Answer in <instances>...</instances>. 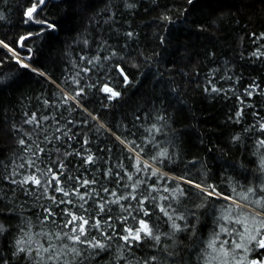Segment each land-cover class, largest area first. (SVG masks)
Returning <instances> with one entry per match:
<instances>
[{
	"label": "trees",
	"instance_id": "1",
	"mask_svg": "<svg viewBox=\"0 0 264 264\" xmlns=\"http://www.w3.org/2000/svg\"><path fill=\"white\" fill-rule=\"evenodd\" d=\"M34 2L0 0V264H213L247 213L264 237V0H45L54 29ZM141 220L159 241L122 239Z\"/></svg>",
	"mask_w": 264,
	"mask_h": 264
},
{
	"label": "snow or ice",
	"instance_id": "2",
	"mask_svg": "<svg viewBox=\"0 0 264 264\" xmlns=\"http://www.w3.org/2000/svg\"><path fill=\"white\" fill-rule=\"evenodd\" d=\"M192 0H189V3H191ZM45 3V0H36V2H34L31 6V8H29L26 12V15L28 17L29 21H35V23L37 24H41L44 25L47 29H54L55 25L48 23L47 20H39V19H35L34 17V13L38 10L40 5H43ZM129 7H131V5H129ZM44 31V28L41 29V32ZM40 32L37 33V35H39ZM129 35H131V33H129ZM28 39V37H21V41ZM0 44L3 45L4 48H8L9 51H13V49L9 48V46L7 44H4L3 41H0ZM23 46V45H21ZM17 63H20L22 67L24 68H28L29 65L28 64H24L22 63V61L17 60ZM121 74H123V70L121 69ZM125 80L127 79V77H124ZM215 90V89H214ZM103 91L107 92V93H111V96H118L119 93L114 92L111 88H108L107 86L104 87ZM32 121H28V123H31ZM21 144L24 143L23 140L20 141ZM261 144H264V141H261ZM88 161L91 162V157L88 158ZM131 179V177H129ZM53 179L56 180L57 183V188L56 191L57 192H61L63 193L64 196H68L70 193L65 191L64 188L59 187L60 181L58 180V178H56L55 176H53ZM28 180H31L34 184L40 186L41 185V181L36 177V176H31V177H26L24 182H27ZM50 183V182H49ZM85 184L89 183L88 181H84ZM190 183V181H189ZM197 188H200V185H196ZM45 191H47V189L45 188ZM203 191V189H202ZM215 190L213 189V192ZM209 195H211L212 193H208ZM113 195H115L113 193ZM126 198V197H125ZM246 198V197H245ZM53 200H55V197H52ZM80 199L83 200L84 197L80 196ZM65 201H60V203H64ZM68 203H71V201H68ZM81 207H83V205H81ZM102 207V206H101ZM163 211V209H162ZM51 215V213H49ZM145 215H148V213L145 211L144 213ZM69 216H71V219L67 222V224L65 226H67L68 224H75L76 226L72 228V232L73 235L67 236V238L69 240H71L73 242V245L75 244H87L88 247L92 248V249H103L105 247L104 244L100 243L99 241H93V240H82L81 237H86L87 236V229H86V225H89V220L85 219L83 216H77L71 212L68 213ZM225 219H228V217H225ZM79 221V224H76V222ZM239 223V221H237ZM140 227L132 230V229H126L125 231L128 233L127 236L122 237L123 240H125L126 242H128L130 239L132 240H140L141 239V233H143L144 236H150L153 239H155L156 241H159L160 237L157 235H154L152 230L149 228L148 224L146 221L141 220L139 222ZM92 227H99V222L97 221L95 224L91 225ZM264 226V225H262ZM173 228H177V226L174 224ZM224 231H226V229H222ZM0 231H3V226H0ZM245 231L247 232L248 229L245 228ZM257 231V235L260 234L259 229L256 230ZM78 233V234H76ZM67 235V234H65ZM255 241L256 244L260 247V248H264V237H262L261 239L257 240L256 235H250L249 236V242ZM22 241H17V244H21ZM215 241H213L212 243L209 244V247H213L214 246ZM227 243V242H225ZM65 247L67 248L68 245H65ZM236 248H241L242 245L240 244H236L235 245ZM18 251H24V248H19ZM45 251H48V249H45ZM70 251L74 254V258L80 256V250L77 249L76 247H71ZM223 251L224 256L228 255V251ZM245 251H247V249H245ZM52 257L50 256L49 259H51ZM155 259V258H153ZM250 264H264V262L261 261H256L253 260L250 262Z\"/></svg>",
	"mask_w": 264,
	"mask_h": 264
},
{
	"label": "rangeland",
	"instance_id": "3",
	"mask_svg": "<svg viewBox=\"0 0 264 264\" xmlns=\"http://www.w3.org/2000/svg\"><path fill=\"white\" fill-rule=\"evenodd\" d=\"M23 60V63L24 64H28L29 66H31L28 61H26L25 59H22ZM216 194V193H214ZM260 200H257V203H260L259 202ZM236 204L242 206V207H245L247 208L249 211H252L254 213H258V214H262V212L250 207V206H247L243 203H240V202H237V201H234ZM263 215V214H262ZM254 217L249 215V213H247V215H244L242 217L238 216L237 219H239L241 222L244 223V227L248 229V231L246 232L245 231V228L244 230H242V233L240 234L241 235V240L240 242H234L232 244V248L230 249H227L226 246H223L222 247H218L216 250L213 251V264H250L251 261L253 260H256V261H259L257 259H253V260H250L249 259V248H248V245H249V236L250 235H255V231L252 227H248V225H250V222H253V219ZM236 244H240L242 245L241 248H236L235 245ZM228 251V255L227 256H224L223 254V251ZM245 249H247V251H245ZM261 262H264L261 261Z\"/></svg>",
	"mask_w": 264,
	"mask_h": 264
},
{
	"label": "water",
	"instance_id": "4",
	"mask_svg": "<svg viewBox=\"0 0 264 264\" xmlns=\"http://www.w3.org/2000/svg\"><path fill=\"white\" fill-rule=\"evenodd\" d=\"M108 88H110L109 86H107ZM114 92H117V91H114ZM117 93H119V92H117ZM111 94V93H110ZM119 96V95H118ZM118 96H114V97H118ZM113 96H111V99H113L114 98Z\"/></svg>",
	"mask_w": 264,
	"mask_h": 264
}]
</instances>
